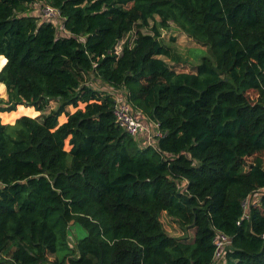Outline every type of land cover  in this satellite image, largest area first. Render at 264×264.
<instances>
[{
  "label": "trees",
  "instance_id": "trees-1",
  "mask_svg": "<svg viewBox=\"0 0 264 264\" xmlns=\"http://www.w3.org/2000/svg\"><path fill=\"white\" fill-rule=\"evenodd\" d=\"M0 56V112L35 113L0 118V264H212L216 231L224 264H264V0H0ZM118 95L161 136L123 131Z\"/></svg>",
  "mask_w": 264,
  "mask_h": 264
},
{
  "label": "rangeland",
  "instance_id": "rangeland-1",
  "mask_svg": "<svg viewBox=\"0 0 264 264\" xmlns=\"http://www.w3.org/2000/svg\"><path fill=\"white\" fill-rule=\"evenodd\" d=\"M40 8L37 5H33V11L34 12H40ZM39 14V13H38ZM40 16H42L40 14ZM46 17V16H45ZM42 16L43 19H47ZM48 20V19H47ZM58 27L62 28V25L60 23V20H53ZM143 32H149L148 29H143ZM133 36V31L128 35V37ZM161 36L162 39L170 44L171 46H173L175 52L180 56V61L176 62V63H172L170 61H168V59L164 58L165 60L168 61L170 67L172 69H174L175 71H183V72H194L195 71V65L198 64V62L200 61L201 57L203 55L207 54V51L205 49V46L195 42L193 39L189 38L186 34H184L179 28H177L175 25H171L168 29H163L161 30ZM173 38V40H172ZM117 51H119L121 49V41L118 43L117 45ZM1 85V84H0ZM0 98L6 99V93H5V87L0 88ZM56 107V102L55 101H51L49 108H55ZM7 112H0V118L1 121L7 122L10 121V119L14 118V117H18L21 114H29V115H34V112H31V109L29 107L26 106H18L16 108V110L11 111L10 113ZM41 113L37 112V114L35 116H40ZM2 116V117H1ZM258 156L261 158L262 160V164L264 165V153H260L258 154ZM253 161V157H247L246 158V162L251 163ZM261 191L260 190L258 193H255L254 195H252L253 199H256L259 197ZM247 205V203H246ZM160 220L162 222L163 228L164 230L170 235V236H175V237H182L184 236V231L180 228V226L177 224V222L171 218L169 215H167L165 212H162L160 215ZM77 234L79 236H83L85 235V231L83 229H81L79 226H77L76 224H73ZM193 228H190L187 230V240L191 241L192 237H193ZM76 234V233H75ZM72 244H73V240L70 238L69 239ZM66 251L62 252H58L56 254H52L49 255V259H54V258H62L63 255L65 254Z\"/></svg>",
  "mask_w": 264,
  "mask_h": 264
},
{
  "label": "built area",
  "instance_id": "built-area-1",
  "mask_svg": "<svg viewBox=\"0 0 264 264\" xmlns=\"http://www.w3.org/2000/svg\"><path fill=\"white\" fill-rule=\"evenodd\" d=\"M40 12L42 13V16H46L45 18L48 20L53 21L57 19L60 20L61 23V16L56 8L44 5L40 8ZM113 115L115 123L132 137L138 139L141 138L146 142L151 143L153 138L161 136L158 124L155 121L146 122L137 118L132 106L119 95L115 96ZM244 208L246 209V203L244 204ZM213 244L215 248L212 257V264H224L225 251L229 249L230 245L229 237L220 231H216L213 238Z\"/></svg>",
  "mask_w": 264,
  "mask_h": 264
},
{
  "label": "clouds",
  "instance_id": "clouds-1",
  "mask_svg": "<svg viewBox=\"0 0 264 264\" xmlns=\"http://www.w3.org/2000/svg\"><path fill=\"white\" fill-rule=\"evenodd\" d=\"M7 59L3 56H0V69H2L4 67L5 64H7ZM3 85H0V88H2Z\"/></svg>",
  "mask_w": 264,
  "mask_h": 264
},
{
  "label": "crops",
  "instance_id": "crops-1",
  "mask_svg": "<svg viewBox=\"0 0 264 264\" xmlns=\"http://www.w3.org/2000/svg\"><path fill=\"white\" fill-rule=\"evenodd\" d=\"M1 85H3L2 83H0ZM3 87H4V85H3ZM22 115V114H21Z\"/></svg>",
  "mask_w": 264,
  "mask_h": 264
}]
</instances>
